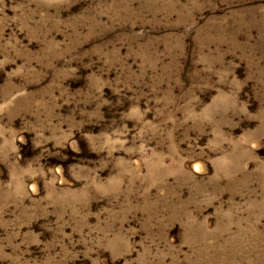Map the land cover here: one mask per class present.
Masks as SVG:
<instances>
[{"label":"rangeland","instance_id":"obj_1","mask_svg":"<svg viewBox=\"0 0 264 264\" xmlns=\"http://www.w3.org/2000/svg\"><path fill=\"white\" fill-rule=\"evenodd\" d=\"M0 264H264V0H0Z\"/></svg>","mask_w":264,"mask_h":264}]
</instances>
